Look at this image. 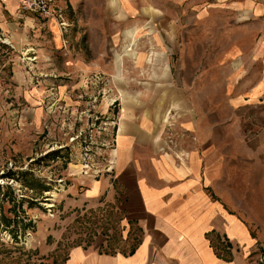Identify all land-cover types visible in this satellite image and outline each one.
<instances>
[{"label":"rangeland","instance_id":"374dc122","mask_svg":"<svg viewBox=\"0 0 264 264\" xmlns=\"http://www.w3.org/2000/svg\"><path fill=\"white\" fill-rule=\"evenodd\" d=\"M112 2L80 0L77 8L67 2L71 27L61 33L55 24L59 46L52 47L51 31L46 39L33 34L25 45L0 34V264H66L70 251L86 249L96 240L108 241L104 252L110 254L137 245L124 240L121 196L115 204L101 200L96 205L85 197L100 179L115 185L121 87L140 93L127 106L155 114L161 104L163 112L171 113L159 128V152L186 158L183 142L191 133L184 127L187 114L175 103L168 106L178 92V55L172 49L183 42L185 28L213 27L223 33L232 20L224 10L202 14L216 0L172 3L165 18L155 15L159 7L151 10L154 17H144L141 8L136 16L122 9L127 16L120 17ZM134 26L138 28L124 35ZM129 46L133 50L128 54ZM156 53L169 66L167 77L160 62L156 65ZM115 54L120 60L117 76ZM79 58L93 67L78 68ZM220 70L225 67L216 72ZM107 122L117 123L115 130H103ZM240 243L227 248L245 252L248 248ZM260 245L252 252L256 264H264Z\"/></svg>","mask_w":264,"mask_h":264},{"label":"crops","instance_id":"0c3cea01","mask_svg":"<svg viewBox=\"0 0 264 264\" xmlns=\"http://www.w3.org/2000/svg\"><path fill=\"white\" fill-rule=\"evenodd\" d=\"M64 1L62 7L80 5V0ZM186 1L113 0L112 7L120 17L127 16L125 9L136 16L140 8L144 17H154L151 10L159 7L155 15L165 18L170 4ZM208 7L203 15L224 10L232 26L223 33L213 27L185 28L183 42L172 49L178 55V92L168 106L175 103L187 114L184 127L191 138L183 142L186 158L159 152V128L171 113L163 112L161 104L155 114L127 106L140 93L121 87L115 185L100 179L85 197L96 205L101 200L115 204L121 196L124 240L137 245L133 253L131 247L110 254L104 252L108 241L96 240L70 251L66 264H256L253 248L261 244L264 249V0H216ZM55 24L23 13L19 0H0V34L19 45L31 42L33 34L46 39L50 31L52 47L61 45L62 32ZM147 26L153 33V26ZM161 56L155 54L156 65L160 62L167 77L169 66ZM79 59L78 68L93 67ZM118 66L115 54L114 75H120ZM217 67L225 70L218 74ZM240 241L245 252L227 248Z\"/></svg>","mask_w":264,"mask_h":264},{"label":"built area","instance_id":"2783aa9c","mask_svg":"<svg viewBox=\"0 0 264 264\" xmlns=\"http://www.w3.org/2000/svg\"><path fill=\"white\" fill-rule=\"evenodd\" d=\"M21 11L23 13H36L46 19H52L57 22L62 33H67L71 27L66 18L65 9L60 5L61 0H19ZM116 100L111 102L110 106H115ZM117 124V123H116ZM115 122L104 123L103 130L114 129ZM112 125V126H111ZM112 127V128H111Z\"/></svg>","mask_w":264,"mask_h":264},{"label":"bare ground","instance_id":"6f19581e","mask_svg":"<svg viewBox=\"0 0 264 264\" xmlns=\"http://www.w3.org/2000/svg\"><path fill=\"white\" fill-rule=\"evenodd\" d=\"M132 50H133V49L129 46L128 48L126 47L125 52L129 54V52L132 51ZM122 95H123V93H122Z\"/></svg>","mask_w":264,"mask_h":264},{"label":"trees","instance_id":"16d2710c","mask_svg":"<svg viewBox=\"0 0 264 264\" xmlns=\"http://www.w3.org/2000/svg\"><path fill=\"white\" fill-rule=\"evenodd\" d=\"M7 224H9V222H7ZM134 250H135V247L132 248L131 253H133Z\"/></svg>","mask_w":264,"mask_h":264}]
</instances>
